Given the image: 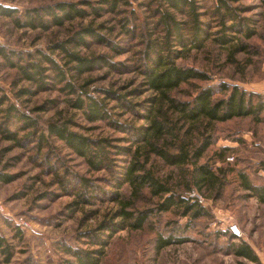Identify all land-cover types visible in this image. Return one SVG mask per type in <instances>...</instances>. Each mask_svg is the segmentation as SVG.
Instances as JSON below:
<instances>
[{
    "label": "trees",
    "instance_id": "1",
    "mask_svg": "<svg viewBox=\"0 0 264 264\" xmlns=\"http://www.w3.org/2000/svg\"><path fill=\"white\" fill-rule=\"evenodd\" d=\"M244 0H79L76 2H56L52 5L34 8L25 12L24 22L14 18L21 27L47 31L51 27H64L76 21L96 20L112 15L119 27V37H125L129 43L126 47L114 44L110 40L115 26L109 28V34H103V25H78L64 43H55L50 51L63 55L62 66L50 56L40 51L18 53L0 46V58L9 68L17 69L22 80L35 84L36 91L19 89L16 99L33 96L47 91L52 85L66 95L69 108L79 111L88 123L107 122L125 132L128 127L111 119L109 99L113 94L101 91L102 98L89 94V82L76 86L74 81L101 67L116 70L121 63H108L106 58H85L73 49H88L91 44L108 47L117 55H122L137 47L139 63L138 73L144 85L155 94L150 105L136 112L143 117L146 125L129 126L132 145L117 147L115 155H121L124 165L118 166L111 158L112 144L109 140H92L78 132L72 131L71 120L41 121L36 113L46 111V106L31 110V114L15 103L5 94L0 96V137L15 146L24 147L35 143L34 149L38 159H42L45 171L53 173L60 189L75 197L74 205H91L96 200L115 202L117 210L108 221L99 224L97 231L101 235L86 236L92 250L65 247L64 253L71 259H62L59 264H101L106 256L110 240L119 232H139L146 227L156 231L154 251L159 253L171 245L194 242V235L204 234L205 226L198 230L201 219L211 217L210 212L194 198L185 196L194 189L203 186L221 189L227 174H233L241 189L250 198H255L264 206V182L258 183L252 177L250 165L252 157L238 160L230 166L226 161L235 152V148H215L212 158L200 163L217 140L213 137L216 124L232 120L245 119L249 126L244 134L249 140L232 132L224 136L225 140L242 146L249 153L259 150L264 153V97L258 93L248 92L238 85L220 82L209 85L212 77L198 68L179 64L192 51H201L208 41L217 43L229 50L228 61L237 64L236 54L248 52L243 40H250L256 32L249 28L247 19L241 17ZM264 4V0H263ZM208 6V7H206ZM18 11L0 6V16L14 17ZM206 19V20H205ZM210 19V20H207ZM214 25V26H213ZM216 27V32L212 30ZM122 39V38H121ZM264 41V39H263ZM120 43V42H119ZM13 59H17L14 62ZM25 60V61H23ZM45 65V66H43ZM125 69V68H124ZM71 79L67 80V74ZM198 83H206L204 86ZM187 86L186 99L180 100L172 95L184 91ZM183 89V90H182ZM1 93V88H0ZM119 95V103L128 105ZM53 105L55 101L51 102ZM130 109L135 111L132 105ZM142 111V113L140 112ZM21 135V136H20ZM56 143H61L68 150L67 155L82 160L93 173L105 171L110 189L99 188L91 179L73 170L56 151ZM135 145V146H134ZM44 151V153L42 152ZM250 162L252 164H250ZM216 163H220L219 166ZM259 171L264 172V164L257 162ZM55 164L58 168L55 169ZM216 165V167H215ZM164 168L170 170L165 172ZM258 171V172H259ZM13 177L0 172V182L9 183ZM77 184L76 189L72 185ZM73 185V186H74ZM128 187V194L123 187ZM149 202V208L139 209L136 203ZM163 214H170L186 222H165L163 228L152 226V218L160 220ZM161 225V221L157 222ZM201 225V224H200ZM12 227V226H10ZM19 227V226H18ZM18 227H12L15 237L22 234ZM192 232V234H190ZM227 237L220 244V251L232 255L238 264H261L252 246L243 240L235 241L236 235L217 232L213 237ZM0 256L3 262L10 263L13 248L0 234Z\"/></svg>",
    "mask_w": 264,
    "mask_h": 264
},
{
    "label": "rangeland",
    "instance_id": "2",
    "mask_svg": "<svg viewBox=\"0 0 264 264\" xmlns=\"http://www.w3.org/2000/svg\"><path fill=\"white\" fill-rule=\"evenodd\" d=\"M62 1L76 2L79 0H0V6L18 11L14 17L0 16V46L25 54L40 51L62 66L63 55L59 52L52 53L50 48L55 43L66 42L78 25L85 26L90 22H93V25L102 24L103 34H109V28L115 26L110 40L118 46L119 44L122 46L121 42L124 45L126 39L119 37V27L112 15L92 21L90 19L76 21L61 28L51 27L47 31L25 28L15 23L14 18H20L24 22V15L28 10ZM240 5L244 7L241 17L247 19L249 28L254 30L256 35L250 40H243L248 46V52L236 54L237 64L228 61L229 50L221 48L212 41H208L203 50L192 51L184 61L178 63L207 72L212 77L209 85L225 82L230 85H238L248 92L260 94L264 90V4L263 0H244ZM216 30L214 27L212 32H216ZM128 44L124 46L128 47ZM67 46L82 57L90 59L103 56L108 63L124 65L123 68L118 66L116 70L101 67L86 73L74 83L76 86H81L89 82L87 87L89 94L99 98L104 96L101 93L103 90L112 93V98L115 99L107 100L111 119L128 127L125 132L115 128L110 122L88 123L85 121L79 111L68 107L66 95L59 89L61 86L52 85L51 81L47 91L16 99L15 93L19 89H30L34 92L37 90V86L22 80L19 70L9 68L1 58L0 96L5 94L30 114L31 110L45 105L46 111L34 115L40 117L42 122L71 120L73 124L70 129L72 131L92 140H109L112 144L109 149L111 158L115 160V164L118 166L115 170L119 172V168L125 164L122 159L124 157L115 155L113 148L133 146L129 126L146 125L143 117L136 112L149 106L150 100L155 97V94L144 85L143 78L137 71L139 63L137 50L139 49L135 47L129 53H127V49L126 53L119 56L108 47L97 44H91L88 49L82 47L75 49L71 44ZM13 61L17 62V59H13ZM70 74H67V80L73 81ZM198 84L204 86L206 83ZM183 89L185 92L180 90L173 92L172 95L180 100H187L186 91L191 89L187 86ZM126 94L128 96L125 100L128 105L120 104L117 98L119 95ZM52 101H55L56 104L53 105ZM130 105L135 111L130 109ZM140 112L142 113V111ZM248 126V121L245 119L216 124L213 137L217 142L208 149L200 163L207 162L209 158H212L215 148L224 146L235 148V152L226 160L230 166H234L233 164L237 160L242 162L240 166H244L243 160L252 157L253 164L250 162L252 165L248 172H252L255 182H264V172L259 171L257 163L264 164V153L259 150H252L249 153L248 149L242 146L238 147L236 143L223 138L232 132L243 137L246 135L244 130ZM245 138L249 140L248 137ZM34 146L35 143L24 145V147L15 146L0 137V172L13 177L9 183L0 182V234L13 248V257L8 264H59L62 259L72 260L64 253L65 247L70 246L84 250L96 249L97 247L90 246L86 236L88 233L101 235L102 232L97 231L99 224L108 221L118 206L108 199L106 201L96 200L91 205H74L75 197L60 189L53 173L49 171L46 173L42 159H38L35 155ZM56 151L71 170L91 179L99 188L110 189L109 185L111 184L107 181L109 176L105 171L90 172L82 160L72 155L66 156L68 150L61 143H56ZM42 152L44 153V151ZM216 165L219 166L220 163H216ZM54 167L57 169L58 165L55 164ZM169 170V168H164L165 172ZM224 181L220 190L207 185L203 186L201 190L194 189L185 193L187 197L190 196L189 194L198 195L203 200L202 205L210 212L211 217L201 219L198 228V230H202L206 225L204 234H210L208 237L201 234L194 235L191 232L190 234L195 238L194 242L171 245L157 253L154 251L156 231L149 227L139 232L122 231L110 240L106 248V256L101 264H238L235 257L220 251V244H224L227 237L221 235L218 238L213 237V234L217 232L235 234L236 242L239 240L248 242L261 251L264 256V206L260 205L255 198L246 197L247 193L241 189L238 182H235L237 180L233 174H227ZM73 185L72 189L78 187L77 184ZM123 192L128 194L127 186L123 187ZM150 205L149 202L143 201L136 203L139 209L149 208ZM160 217V220H157L156 217L152 218V226L163 228L164 223L168 221H177L179 224L186 222L185 219L176 218L170 214H163ZM20 221L28 224V228L22 229L18 224ZM159 221H161V225L157 226ZM10 226H19L22 236L15 237ZM101 237L106 239L102 235ZM0 264H6L1 256Z\"/></svg>",
    "mask_w": 264,
    "mask_h": 264
},
{
    "label": "built area",
    "instance_id": "3",
    "mask_svg": "<svg viewBox=\"0 0 264 264\" xmlns=\"http://www.w3.org/2000/svg\"><path fill=\"white\" fill-rule=\"evenodd\" d=\"M260 95H261L262 97H264V90L260 92ZM15 106H16V107H19L17 104H15ZM189 195H190V196H189L190 198H194V199H196V200L198 201V203L203 204V200H202L198 195H196V194H189ZM1 210H2V208H1ZM18 224H19V226H20L22 229H26V228H28V224H26L25 222L20 221Z\"/></svg>",
    "mask_w": 264,
    "mask_h": 264
},
{
    "label": "crops",
    "instance_id": "4",
    "mask_svg": "<svg viewBox=\"0 0 264 264\" xmlns=\"http://www.w3.org/2000/svg\"><path fill=\"white\" fill-rule=\"evenodd\" d=\"M245 137H248V139H250V138H249V135H245ZM249 244H250V243H249ZM250 245H251V244H250ZM251 246H252V248L254 249L255 253L257 254L260 263H261V264H264V256H263V253H261V251H259L258 249H256L255 246H253V245H251ZM250 264H252V263H250Z\"/></svg>",
    "mask_w": 264,
    "mask_h": 264
}]
</instances>
